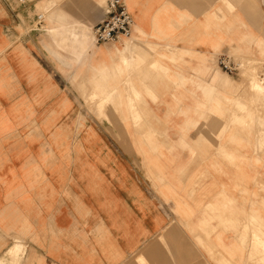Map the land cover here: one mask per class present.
I'll use <instances>...</instances> for the list:
<instances>
[{
  "label": "crops",
  "instance_id": "crops-1",
  "mask_svg": "<svg viewBox=\"0 0 264 264\" xmlns=\"http://www.w3.org/2000/svg\"><path fill=\"white\" fill-rule=\"evenodd\" d=\"M124 1L0 0V264H264V0Z\"/></svg>",
  "mask_w": 264,
  "mask_h": 264
},
{
  "label": "built area",
  "instance_id": "built-area-1",
  "mask_svg": "<svg viewBox=\"0 0 264 264\" xmlns=\"http://www.w3.org/2000/svg\"><path fill=\"white\" fill-rule=\"evenodd\" d=\"M133 28L134 21L125 1L109 0L106 19L93 29L95 43H115L122 39H130ZM217 64L230 76H239L241 73L236 66V60L230 55H219ZM260 77L264 85V71Z\"/></svg>",
  "mask_w": 264,
  "mask_h": 264
},
{
  "label": "rangeland",
  "instance_id": "rangeland-1",
  "mask_svg": "<svg viewBox=\"0 0 264 264\" xmlns=\"http://www.w3.org/2000/svg\"><path fill=\"white\" fill-rule=\"evenodd\" d=\"M231 57H233V56H231ZM235 60H236V63L239 65V63L241 64V63H243V61H245L244 63V65H246L245 66V70L244 69H242V68H240V75L238 76V78H242V80L244 81V82H246V83H248V75H249V70H248V68H251L250 70H252V69H254L255 71H256V73L258 74V77H260L261 76V74L263 73V71H264V62L263 61H259V60H257V59H253V58H250V57H247V56H244V55H239V54H236L235 55V57H233ZM247 61L248 62H255L256 64H258V65H255V66H253V65H251L252 63H250V64H248L247 63ZM216 62H217V59H216ZM249 65V67L247 68V70H246V67ZM253 66V67H252ZM255 67V68H254ZM260 68V69H259ZM245 74L247 75V76H245ZM235 77H237V76H235ZM261 78V77H260ZM251 88V87H250ZM253 90V89H252ZM259 109L260 110H264V103H262V104H260L259 105ZM19 240V241H18ZM257 240H258V243H264V241H263V239H261V237H257ZM19 242V243H18ZM16 244H18V245H16ZM16 244L12 247V249L10 250V253L9 254H11V252H12V254L11 255H9L10 256V258H11V262L12 263H14V264H16L18 261H19V259H20V257L25 253V250H26V247H24V245H22L23 243H21V241H20V239H17L16 240ZM19 244L22 246V249H20V248H16L15 246H17V247H21V246H19ZM17 249V250H20V251H18V253L16 252L17 250L15 249V248ZM23 249H25V250H23ZM15 250V251H14ZM24 252H23V251ZM21 251H22V253H21ZM16 253V254H13V253ZM19 253H21V255H19ZM15 256H17V259H16V257ZM15 258V259H14ZM16 260V261H15Z\"/></svg>",
  "mask_w": 264,
  "mask_h": 264
},
{
  "label": "bare ground",
  "instance_id": "bare-ground-1",
  "mask_svg": "<svg viewBox=\"0 0 264 264\" xmlns=\"http://www.w3.org/2000/svg\"><path fill=\"white\" fill-rule=\"evenodd\" d=\"M224 5V4H223ZM230 8H232V7H230ZM227 9V8H226ZM217 14V13H216ZM218 16V15H217ZM76 32V31H75ZM76 34V33H75ZM74 34V35H75ZM87 34V33H86ZM77 35V34H76ZM79 36V35H78ZM74 37V36H73ZM80 37V36H79ZM85 37V36H84ZM76 38H78V37H75V40H76ZM88 38V37H87ZM86 38V39H87ZM83 39V38H82ZM85 39V40H86ZM74 40V41H75ZM83 41V40H82ZM132 41V40H131ZM130 41V42H131ZM134 41V40H133ZM84 42V41H83ZM137 42V41H136ZM138 43V42H137ZM80 44V43H79ZM128 52H130V51H128ZM125 53H127V52H125ZM129 57V56H128ZM127 57V58H128ZM142 58V57H141ZM125 60V59H124ZM125 62V61H124ZM245 61H243V63H239V65L236 63V66L239 68H242V69H244L245 70V66L246 65H244L245 63H244ZM247 63L248 64H250V63H252L251 65H253V66H255V65H258V64H256L255 62H248L247 61ZM130 65V64H129ZM252 66V67H253ZM259 66V65H258ZM249 67V65L246 67V70H247V68ZM260 67V66H259ZM240 68H239V70H240ZM255 68V67H254ZM251 68H248V70H249V75H248V83H246V87H247V89L249 90V91H251V93L253 94H256L258 97H259V100H258V102H257V104L258 105H260V104H262V103H264V100H262L261 99V97L263 96L264 97V85L262 84V81H261V78L260 77H258V74L256 73V71L254 70V69H252V70H250ZM260 69V68H259ZM245 76H247L246 74H245ZM238 83V82H237ZM251 87V88H250ZM253 89V90H252ZM241 90H244V89H241ZM240 90V91H241ZM240 93V92H239ZM245 96H246V99H247V97H248V95H250V94H246V93H243ZM242 95V94H241ZM237 97V96H236ZM241 98V97H240ZM249 98H251V96L249 97ZM252 98H253V96H252ZM241 101H243V100H241ZM240 101V102H241ZM244 102V101H243ZM246 104H248V101L247 102H245ZM249 103H251V101L249 102ZM252 104V103H251ZM254 104V103H253ZM263 110V109H262ZM263 199V198H262ZM159 239H160V237H159ZM19 241V240H18ZM14 243V242H13ZM19 243V242H18ZM22 243V242H21ZM15 244H16V242H15ZM16 245H18V244H16ZM23 245V244H22ZM19 246H21L20 244H19ZM11 247H13L12 245H11ZM17 249L18 248H20V249H22V246L21 247H17V246H15ZM14 247V248H15ZM25 247V246H24ZM15 248V249H16ZM16 249V250H17ZM23 250H25V249H23ZM22 250V251H23ZM15 251V250H14ZM18 251H20V250H17L16 252L18 253ZM22 251H21V253H22ZM26 251V250H25ZM24 252V251H23ZM10 253V252H9ZM21 253H19V255H21ZM11 254H12V252H11ZM11 254H9V255H11ZM13 254H16L15 252L13 253ZM8 255V256H9ZM16 257V259H17V256H15ZM1 258H2V256H1ZM15 259V258H14ZM18 260V259H17ZM16 261V260H15Z\"/></svg>",
  "mask_w": 264,
  "mask_h": 264
}]
</instances>
